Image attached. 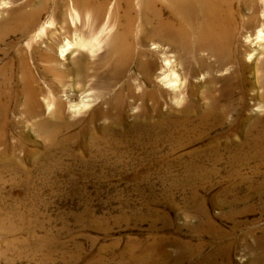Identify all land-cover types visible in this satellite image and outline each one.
<instances>
[{
    "label": "rangeland",
    "instance_id": "obj_1",
    "mask_svg": "<svg viewBox=\"0 0 264 264\" xmlns=\"http://www.w3.org/2000/svg\"><path fill=\"white\" fill-rule=\"evenodd\" d=\"M44 15L47 18V12ZM34 33L6 37L0 68L11 58L17 62L16 51L24 49ZM100 54L94 50L92 60ZM76 55L67 54V66ZM34 70L40 75L37 67ZM125 78L110 90H117ZM197 78L193 76L192 83ZM51 83V75L39 80L49 91L54 89ZM21 86L17 79L10 83L12 90ZM66 92L67 87L59 91ZM188 92L194 93L190 86L186 96ZM81 94L77 90L73 100ZM11 95L9 100L15 102L9 105L10 122L0 144V215L6 216L5 223L18 226L0 228V264H251L255 255L250 246L264 235V188L252 190L250 183L264 181V163L254 170L264 154L239 166L243 176L251 177L248 181L228 175V155L242 140L244 125H204L203 131L181 136L166 125L146 133L122 123L113 125L105 141L92 143L80 129L95 103L102 102L97 98L77 112L66 111L68 126L58 138L63 143L45 154L42 137L18 123V106L12 111L21 93ZM239 111L226 121L242 119L244 112ZM253 113L264 116V109ZM135 114L129 111L125 120L136 121ZM92 131L100 136L99 130ZM8 145L13 148L6 153ZM201 167L217 172L202 178ZM200 197L206 201L202 209ZM202 210L214 226L208 228ZM227 243L229 254L216 251Z\"/></svg>",
    "mask_w": 264,
    "mask_h": 264
},
{
    "label": "bare ground",
    "instance_id": "obj_2",
    "mask_svg": "<svg viewBox=\"0 0 264 264\" xmlns=\"http://www.w3.org/2000/svg\"><path fill=\"white\" fill-rule=\"evenodd\" d=\"M34 31L24 49L16 51L17 62L11 58L0 68V144L10 122L9 105L15 102L9 100L12 92L22 96L12 109L22 111L18 123L42 137L45 154L63 143L58 138L68 126L66 111L77 112L99 98L102 102L95 103L80 129L92 143L105 141L113 125L122 123L146 133L166 125L181 136L214 124H226L227 129L244 125L242 140L228 155V175L251 178L243 176L239 166L264 154V116L253 113L264 109V0H0V47L11 33ZM98 49L101 54L92 60ZM73 51L77 55L67 66V54ZM131 67L135 71H129ZM46 75L52 77L50 91L39 84ZM125 75L121 86L111 91ZM139 75L145 83L138 81ZM193 76L203 81L192 83ZM13 79L22 82L19 90L11 89ZM186 86L194 93L186 96ZM65 87L70 92L60 94ZM77 90L82 94L75 101ZM240 109L242 119L226 121ZM131 110L136 112L134 122L125 120ZM97 120H102L98 126ZM9 148L13 146L8 145L6 153ZM216 150L215 144L212 152ZM215 172L214 167L199 168L202 178ZM250 184L252 190L264 188V181ZM198 199L202 209L206 201ZM202 212L208 228L214 226L207 211ZM2 215L0 228L18 226L5 223ZM230 247L227 243L216 251L229 254ZM250 249L255 255L251 264H264V235L256 237Z\"/></svg>",
    "mask_w": 264,
    "mask_h": 264
}]
</instances>
